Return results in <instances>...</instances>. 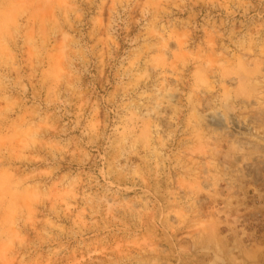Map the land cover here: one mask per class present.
Segmentation results:
<instances>
[{"label":"rangeland","instance_id":"374dc122","mask_svg":"<svg viewBox=\"0 0 264 264\" xmlns=\"http://www.w3.org/2000/svg\"><path fill=\"white\" fill-rule=\"evenodd\" d=\"M0 264H264V0H0Z\"/></svg>","mask_w":264,"mask_h":264}]
</instances>
